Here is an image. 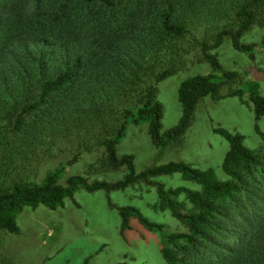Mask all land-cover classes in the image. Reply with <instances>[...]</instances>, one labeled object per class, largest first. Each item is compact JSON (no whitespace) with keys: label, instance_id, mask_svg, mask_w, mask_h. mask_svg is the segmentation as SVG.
<instances>
[{"label":"trees","instance_id":"16d2710c","mask_svg":"<svg viewBox=\"0 0 264 264\" xmlns=\"http://www.w3.org/2000/svg\"><path fill=\"white\" fill-rule=\"evenodd\" d=\"M196 24L206 34L212 31L198 41L199 62L210 72L180 83V118L163 131L157 85L177 72L172 61L179 58V41ZM254 27L264 29V0H0V230L17 233L16 218L24 208L63 207L78 190L109 194L144 184L155 189L152 208L168 211L185 230L170 232L107 196L120 217V236L135 218L159 235L165 264H264V132L257 124L264 117V96L258 82H242L212 53L229 40L253 60L256 46L242 38ZM206 97H236L250 105L260 139L251 149L242 134L213 128L228 144L220 166L224 179L213 168L182 161L137 172L133 156L117 155L129 123H146L157 149L178 145ZM72 135L87 153L101 151L94 170L124 168L122 178H64L76 154L38 183H6L16 155L36 146L43 156L51 142ZM174 174L198 189H167L154 180Z\"/></svg>","mask_w":264,"mask_h":264},{"label":"rangeland","instance_id":"374dc122","mask_svg":"<svg viewBox=\"0 0 264 264\" xmlns=\"http://www.w3.org/2000/svg\"><path fill=\"white\" fill-rule=\"evenodd\" d=\"M209 25H207L208 27ZM204 26L191 27L189 33L179 41V58L173 60L177 72L158 83L156 99L162 105V130L177 124L181 107L177 91L180 83L197 74H208L210 67L199 62L198 41L209 39L212 31L204 33ZM264 29L254 27L242 38L243 43H253L254 59L237 52L229 40L212 53L216 54L225 70L237 72L242 82L253 80L259 83L264 96ZM216 81L221 75L217 73ZM256 121L250 105H245L236 97L213 101L204 98L194 111L193 120L175 146L155 148L147 132V124L129 123L125 136L116 146L118 156H133L134 169L143 171L152 166L168 162H186L200 169L213 168L220 179L225 176L221 162L227 151V142L213 132L214 127H222L244 136V144L251 149L258 147L260 139L254 131ZM264 132V117L257 122ZM80 141L74 136L58 138L50 143V149L40 154L36 146L25 155H16L14 164L8 171L6 183L13 181L40 182L45 174L59 163L77 154V161L66 168L64 178L81 174L89 178L115 182L122 178L125 169L114 172L96 171L99 167L101 151L87 153L79 147ZM38 155V156H37ZM20 162V164H19ZM165 188L179 186L198 189V185L185 181L180 174L159 176L154 179ZM107 196L115 205L131 206L149 221L163 224L170 232L185 230L168 211L155 210L157 202L155 189L137 184L123 191L88 193L78 190L73 199H65L64 206L36 210L24 208L17 216V233L0 230V263L10 264H82L89 258V264H165L160 255V237L147 231L135 218L130 219L131 230L120 236V217L116 209L108 206Z\"/></svg>","mask_w":264,"mask_h":264}]
</instances>
